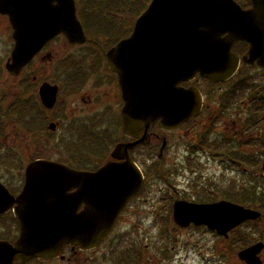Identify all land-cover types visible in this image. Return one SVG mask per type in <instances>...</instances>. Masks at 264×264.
<instances>
[{
  "label": "flooded vegetation",
  "instance_id": "flooded-vegetation-1",
  "mask_svg": "<svg viewBox=\"0 0 264 264\" xmlns=\"http://www.w3.org/2000/svg\"><path fill=\"white\" fill-rule=\"evenodd\" d=\"M234 1L242 10H248L252 6L251 0ZM77 11L76 9V15ZM0 17L8 21L7 17ZM124 30L122 34L100 31L86 33L83 28L86 40L82 44H70L63 35H57L45 43L18 74L11 75L6 70L15 47L11 29L5 44L4 61H0V73L4 75L0 79V264H176L175 257H171L174 248L167 240L161 242L162 236L150 238V231L142 230L135 221L131 222L132 218L127 221L128 217H125H132L134 214L139 216L138 210L148 202L151 191L159 196V200L156 203L149 202L151 206H158L150 211L149 215L154 217L153 220L142 226L150 230H154L158 216L164 214L171 216L174 223L172 226L180 232L206 228L193 223L187 227L178 226L173 220V211L179 202L204 205L228 201L241 204L238 201L241 190L232 183L227 186L220 178H204L206 183L201 187V195L205 200L199 201L197 196L192 195L197 194L193 189L200 188L195 184L197 176H176L171 179L151 177L146 175L145 164L152 160L154 162L155 158L159 162L165 161L171 141L181 135H190V145H185L184 151L188 153V165L192 166L191 156L204 150L203 139L192 136L193 131L189 129L199 124L204 132L217 133L213 121L218 113L233 108L239 97L244 95H248L249 100L244 101L242 107L250 110L251 115L245 122L241 118L240 123L231 122V128L226 126L232 132L233 139L227 141V144H219L216 151L219 153L228 149L231 152L234 149L227 158L231 162L227 169L230 173L237 171L243 152L253 153L246 158L253 159L249 163L254 164L257 154H264V88L261 87L264 85V66L259 65L257 60L248 63L247 43H234L231 52L238 59V65L229 79L211 82L196 77L192 82L179 84L182 88H196L199 91L202 97L200 113L192 121L181 124L176 131L163 130L157 120L148 131L147 144L138 143L136 138L123 132L122 111L126 103L123 87L126 84L122 86L119 83L118 75L107 62V53L130 36L128 24ZM54 92L52 104L51 96ZM252 100H259L261 103L255 105ZM119 144L133 145L127 151L128 157L140 172L141 183L135 193L119 206L109 231L90 246L53 241L50 242V251L45 255L34 253L25 258L18 256L14 249L21 236L23 223H30L32 228L43 215V221H47L46 227L57 231V222L62 221L64 225L66 221L76 222L69 216L66 218L71 211L66 209L64 202L52 200L51 204L55 207L52 211L46 210V202L43 203L44 209H35L40 204L33 201V194H23L28 168L35 163L51 162L77 172L96 173L105 166L112 165L111 172L121 174L123 171L118 170L124 167L125 161L112 158V153ZM48 145L56 146L58 157L39 155V151H43ZM18 146H24V159ZM86 150L97 155L88 158L86 155L76 156L77 152ZM67 153L73 154H68L70 159ZM98 153L105 154L103 158L106 159L101 160ZM63 154L68 157V162L61 160ZM211 154L212 158L220 159L214 153ZM93 158L97 160L92 161ZM224 159L225 156L219 160L220 164L226 161ZM213 164L223 168V165L216 164L215 161ZM262 170L264 171L263 166ZM38 171L45 173L40 168ZM244 171H247L245 174H251L252 179H257V172L246 167ZM92 179L108 182L126 180L118 176ZM76 191V188H72L68 194L73 195ZM72 210L75 216H79L84 211V204L80 203ZM38 212L41 215L36 214ZM131 230H135L133 236L129 235ZM231 233L227 238H220L229 244ZM176 241L175 238L174 242ZM217 252L223 260L222 264H232V256L229 258L225 251Z\"/></svg>",
  "mask_w": 264,
  "mask_h": 264
},
{
  "label": "water",
  "instance_id": "water-1",
  "mask_svg": "<svg viewBox=\"0 0 264 264\" xmlns=\"http://www.w3.org/2000/svg\"><path fill=\"white\" fill-rule=\"evenodd\" d=\"M251 3L248 10H242L234 0H151L135 21L130 37L107 53L109 67L118 75L119 83L126 84L122 111L126 135L147 144L155 121L159 120L163 130L175 131L193 120L201 111L202 97L196 88L185 89L179 84L191 82L197 75L211 82L229 79L238 65L231 53L234 43H247L248 63L257 60L264 66V0ZM0 16L8 18L13 31L15 47L6 65L11 75L18 74L57 35H63L70 44L86 40L74 0H0ZM51 97L53 104L55 92ZM132 147L119 144L112 153L113 159L125 161L118 170L123 171L121 174L112 173V165L84 173L51 162L32 164L27 170L24 196L33 194V201L40 204L35 209L47 205L46 210L52 211V200L64 202L71 211L66 218L76 222H57L55 231L46 227L40 212L36 213L41 220L32 228L30 223L22 224L14 249L17 255H45L53 241L90 246L109 231L119 206L141 183V174L128 157ZM116 176L126 180L92 179ZM72 188L77 191L69 195ZM80 203L84 211L75 216L72 209ZM260 217L256 210L225 201L204 205L179 202L173 211L178 226L193 223L225 238L230 231ZM263 250L264 244L258 242L239 251L237 257L244 264H263Z\"/></svg>",
  "mask_w": 264,
  "mask_h": 264
},
{
  "label": "rangeland",
  "instance_id": "rangeland-1",
  "mask_svg": "<svg viewBox=\"0 0 264 264\" xmlns=\"http://www.w3.org/2000/svg\"><path fill=\"white\" fill-rule=\"evenodd\" d=\"M84 0H75V4L78 10V7L82 6V2ZM101 1V0H99ZM112 1L114 0H105L103 3L109 2L112 4ZM117 2V1H115ZM78 12V11H77ZM120 12L122 13V10L120 9ZM130 12V11H129ZM119 13V17L120 14ZM78 15V13H77ZM134 15V14H133ZM133 15L129 16V13L127 12V21L131 22L129 18L132 19V21L137 19V17H131ZM117 16V15H115ZM79 18V17H78ZM80 20V18H79ZM11 33V29L9 26V23L6 18L0 17V61H4V50H5V44L7 43V38L9 37V34ZM2 73V72H1ZM0 73V74H1ZM257 74H261L262 72H255ZM254 74V72H253ZM4 75H0L3 77ZM264 79V76H263ZM260 85V84H258ZM264 88V85L261 86ZM250 93V92H249ZM248 93V94H249ZM248 96V95H247ZM247 96H241L239 97L236 104L232 107H230L226 111H220L218 115L216 116V120L213 121L214 123V129L218 130L216 133H211V131L204 132L201 126L199 124L196 127H192L189 130L193 131L194 137H199L203 139V152H197L194 153L191 156V160L193 162L192 166H189L186 159V154L184 147H188L187 145H190L189 136H182L181 137H175L171 144H169L168 152L165 156V161L161 160L160 162L155 158V161L153 160L147 164H145L146 169V175L147 176H153V177H159V178H167L171 179L176 176H184V177H196L197 179L195 181V184H197L200 188L193 189V191L197 194H192L198 197L199 201H204L205 198L203 195H201L202 191V185L206 182L204 178L207 177H217L225 181V184L228 186L230 183H232L233 186H236L237 189L241 190V198L247 199V195L244 194L247 192L248 189H254L256 191L257 186V180L252 179L253 176L251 174H245L244 171L245 167L249 168L255 172H257L258 177H264V171L262 170V166H264V154L258 153L256 156V159L254 161V164L249 163L247 160V155H251L253 153H241L242 157L240 160V166H238L237 171L235 172H228V165L231 162H228L227 159L231 152L234 151V149L230 150L226 149L219 153L216 151V147L219 144H227V141H232V135L228 129L232 127L231 122H237L240 123V119H243V122H245L250 117V110L244 109L242 107V104L244 101H248ZM249 98V97H248ZM254 99V98H252ZM255 105H260L261 101L259 100H252ZM250 108V107H249ZM237 116V117H236ZM260 117V116H259ZM258 117V119H259ZM219 124V125H218ZM227 126V127H226ZM227 129V130H226ZM183 132V131H182ZM185 133V129L184 132ZM20 136V135H19ZM22 141L25 142V139L20 137ZM232 147V144H231ZM41 149V148H39ZM18 150L21 152V155L24 159V153L22 150H24V146H18ZM56 146L54 145H48L46 146V149L43 151H39V155L43 156H50L55 157L59 156L56 154ZM95 151V150H94ZM96 152V151H95ZM214 153L216 156L220 157L219 160L223 159V156H225L226 160L224 163L220 164V161L217 157L212 158V154ZM147 152H145L146 154ZM157 153V152H156ZM153 156H155V154ZM233 153V152H232ZM73 155L72 153H67V156L70 159L69 155ZM81 155H86V157H94L96 154L92 153L89 150L86 151H79L76 153V156L78 157ZM105 154L98 153V156L101 160H105L106 158H103ZM240 155V156H241ZM66 156V154H63L61 156V160L63 159L65 162H68L69 159ZM56 157V158H57ZM263 157V158H262ZM97 160V159H92ZM253 160V159H252ZM213 161L216 162V164L223 165V168L217 165L213 164ZM155 165V168H154ZM157 169V170H155ZM257 177V178H258ZM193 180V179H191ZM240 185V187L238 186ZM165 191H168L166 189ZM169 192V191H168ZM159 200V196L151 191V197L148 199V202L138 210L139 216L134 214L132 217H129V215H126L125 217H128L127 221L131 219V222L134 221L141 226L142 230L150 231L151 237H159L162 236V240L166 241L170 244V246H173V250L171 251V257H175L176 264H222V259L219 257V254L217 251H225L228 253V257L232 256V264H243L240 262V260L237 258V252L239 251L238 246H242L240 242H244L248 244V246L253 245L257 242H263L264 243V219H260L258 221L254 222H246L242 224L241 226L237 227L235 230L232 231V233L229 235L230 242L229 244H226L220 236H217L214 232H209L206 230V228H194V229H188L184 231H179L176 227L172 226L174 225L172 218L169 214H164L158 216V219L155 223L154 230L145 229L142 227L143 225L149 224L153 218L150 216V211L153 208H158V206H151L150 203H156ZM247 201L243 200L242 203L245 204ZM242 204V206H243ZM255 203L253 202L251 205H248L247 207L250 209H254L253 207ZM246 207V206H244ZM264 214V211H263ZM262 214V217H263ZM138 216V217H137ZM127 224V223H125ZM135 233V230H131L129 235L133 236ZM149 233V234H150ZM140 234V233H139ZM176 238V242H174V239ZM264 260V254L262 255ZM228 260V258H227ZM264 262V261H263Z\"/></svg>",
  "mask_w": 264,
  "mask_h": 264
},
{
  "label": "trees",
  "instance_id": "trees-1",
  "mask_svg": "<svg viewBox=\"0 0 264 264\" xmlns=\"http://www.w3.org/2000/svg\"><path fill=\"white\" fill-rule=\"evenodd\" d=\"M104 1L105 0H84L82 2V6L78 7V17L80 18L81 24L86 33L100 31L122 34L125 32L124 28L126 24H128L130 32L134 20L132 21V19L129 18L131 22L127 21V12L129 13V16L134 14L131 17L139 16L144 11L150 0H114L112 1V4L109 2L103 3ZM120 9L122 10V13L120 12ZM119 13H121L120 17ZM247 160L249 162L253 161L251 158H247ZM256 180V191L251 188L248 189L247 192L244 193L247 195V199L240 198L238 201L243 204L242 201L246 200L247 202L243 204L245 206H247V203L248 205H251L254 202L255 206L253 208L263 214L264 177H258ZM261 219H264V214ZM240 244L242 246H238L239 249L248 246V244L244 242H240Z\"/></svg>",
  "mask_w": 264,
  "mask_h": 264
}]
</instances>
